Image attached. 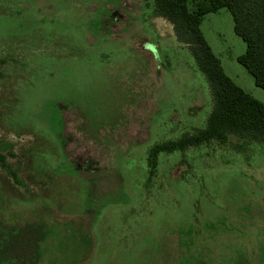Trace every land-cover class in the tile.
Masks as SVG:
<instances>
[{
    "label": "rangeland",
    "instance_id": "obj_1",
    "mask_svg": "<svg viewBox=\"0 0 264 264\" xmlns=\"http://www.w3.org/2000/svg\"><path fill=\"white\" fill-rule=\"evenodd\" d=\"M189 0L188 7L194 6ZM153 0H0V264H264V143H158L212 97ZM201 31L234 82L227 8Z\"/></svg>",
    "mask_w": 264,
    "mask_h": 264
},
{
    "label": "trees",
    "instance_id": "obj_2",
    "mask_svg": "<svg viewBox=\"0 0 264 264\" xmlns=\"http://www.w3.org/2000/svg\"><path fill=\"white\" fill-rule=\"evenodd\" d=\"M188 2L153 0L152 10L154 16L163 17L172 25L176 40L188 47L206 78L213 104L204 127L150 149L151 171L156 168L157 155L161 152L184 151L211 141L222 144L230 136L264 143V104L225 73L200 28L204 15L227 8L234 33L245 43L244 52L236 60L253 77L255 85L264 89V0H194L192 9ZM3 162L4 157L0 155V163Z\"/></svg>",
    "mask_w": 264,
    "mask_h": 264
}]
</instances>
